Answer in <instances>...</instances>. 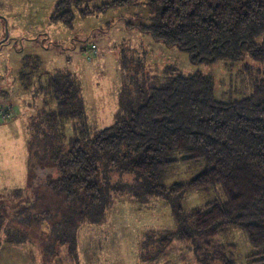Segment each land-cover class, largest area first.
Listing matches in <instances>:
<instances>
[{"label":"trees","instance_id":"1","mask_svg":"<svg viewBox=\"0 0 264 264\" xmlns=\"http://www.w3.org/2000/svg\"><path fill=\"white\" fill-rule=\"evenodd\" d=\"M91 1L58 0L53 20L73 26L76 9L86 16L144 4L149 21L135 27L156 42L186 51L194 64L248 58L264 63V0H110L90 5ZM131 60L138 70L141 59ZM23 61L20 75L29 84L26 88L39 71L36 91L44 95L39 122L33 123L27 140V183L34 172L49 166L43 180L66 197L71 212L53 219L47 228L43 222L49 214L32 211L27 185L1 192L0 237L34 243L41 264L50 257L64 261V252L66 264L77 263L80 225L103 222L123 196L145 202L215 190L220 196L193 208L188 220L182 210L176 211L177 234L147 235L144 258L149 242L156 240L152 243L158 251L148 256L156 261L178 237L191 242L202 264H237L229 253L233 245L219 243L217 237L239 227L258 248L251 261L264 264V73L256 76L249 96L233 101L220 100L214 78L202 72L184 74L167 66L162 79L149 84L131 77L121 92L114 123L96 130L87 122L75 75L42 71L37 55L27 54ZM2 107V114L10 116L11 108ZM197 161L205 166L193 179L165 184L167 167Z\"/></svg>","mask_w":264,"mask_h":264},{"label":"rangeland","instance_id":"2","mask_svg":"<svg viewBox=\"0 0 264 264\" xmlns=\"http://www.w3.org/2000/svg\"><path fill=\"white\" fill-rule=\"evenodd\" d=\"M57 1L0 0V14L8 18L10 35L20 44L18 50L12 43L0 49V105L9 106L12 111L10 116H5L7 114L3 115L0 110V193L27 185L26 194L34 203L32 211L49 214L43 222L47 228L54 223L53 219L59 220L69 214L71 204L44 182L49 166L34 172L27 183L30 155L27 140L35 128L33 123L39 122L37 116L43 108L44 95L36 91L39 71L33 75L29 89L26 88L29 84L20 75L25 55L39 56L42 71L71 73L78 78L87 122L96 130L114 123L120 110L121 92L131 77L140 83L147 80L149 84L163 77L167 66L184 74L202 72L214 78L220 100L233 101L249 96L256 76L264 73V63L251 58L238 62L192 63L186 51L156 42L151 35L135 27L149 21L144 4L111 7L105 12L86 16L76 9L74 24L69 26L53 20ZM105 1L110 0H93L89 4ZM4 35V22L0 18V40ZM145 51L147 55L143 54ZM134 57L141 59L138 70L132 65ZM72 128V123L68 124L67 133L70 135ZM204 166V161L169 166L165 169L164 182L168 186L188 182ZM219 196L220 192L215 190H191L174 197L150 198L145 202L123 196L103 222L80 225V259L72 264H202L191 242L183 238H175L156 261L148 259L158 251L157 243H152L156 240L147 245L145 258L142 244L147 235L177 234V210H182L188 220L193 208L205 206ZM5 239L3 234L0 237V264H41L34 243H11ZM217 241L233 245L229 253L237 264H262L251 261L250 255L258 248L251 244L243 229L231 227L218 236ZM31 253L35 255L31 256ZM63 257L64 261L47 258L44 264H51V261L66 264V252Z\"/></svg>","mask_w":264,"mask_h":264},{"label":"water","instance_id":"3","mask_svg":"<svg viewBox=\"0 0 264 264\" xmlns=\"http://www.w3.org/2000/svg\"><path fill=\"white\" fill-rule=\"evenodd\" d=\"M0 18L4 20V25H5V35L0 40V49L3 47V45L8 44V43H12L15 46L18 42V39L12 38L10 35L8 18L3 14H0Z\"/></svg>","mask_w":264,"mask_h":264},{"label":"flooded vegetation","instance_id":"4","mask_svg":"<svg viewBox=\"0 0 264 264\" xmlns=\"http://www.w3.org/2000/svg\"><path fill=\"white\" fill-rule=\"evenodd\" d=\"M44 38H47V36L44 37ZM18 44H19V40H18L17 44L15 45L16 48H17ZM19 45H20V44H19ZM17 50H18V48H17ZM20 50L22 51V47H21V46H20Z\"/></svg>","mask_w":264,"mask_h":264},{"label":"built area","instance_id":"5","mask_svg":"<svg viewBox=\"0 0 264 264\" xmlns=\"http://www.w3.org/2000/svg\"><path fill=\"white\" fill-rule=\"evenodd\" d=\"M5 111V110H4Z\"/></svg>","mask_w":264,"mask_h":264}]
</instances>
